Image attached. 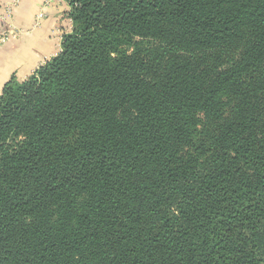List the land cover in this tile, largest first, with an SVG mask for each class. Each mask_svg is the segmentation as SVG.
<instances>
[{
  "label": "trees",
  "instance_id": "16d2710c",
  "mask_svg": "<svg viewBox=\"0 0 264 264\" xmlns=\"http://www.w3.org/2000/svg\"><path fill=\"white\" fill-rule=\"evenodd\" d=\"M63 1L0 92V264H264V0Z\"/></svg>",
  "mask_w": 264,
  "mask_h": 264
},
{
  "label": "crops",
  "instance_id": "0c3cea01",
  "mask_svg": "<svg viewBox=\"0 0 264 264\" xmlns=\"http://www.w3.org/2000/svg\"><path fill=\"white\" fill-rule=\"evenodd\" d=\"M14 1L10 23L4 24L1 15ZM67 11L63 0H0V36L14 35L0 43V92L11 77L24 80L57 56L71 29Z\"/></svg>",
  "mask_w": 264,
  "mask_h": 264
},
{
  "label": "built area",
  "instance_id": "2783aa9c",
  "mask_svg": "<svg viewBox=\"0 0 264 264\" xmlns=\"http://www.w3.org/2000/svg\"><path fill=\"white\" fill-rule=\"evenodd\" d=\"M17 3V1H14L13 3L10 4V6H8L6 8V11L1 15V21L5 24V23H10V19L12 17V9L13 6H15V4ZM41 16V15H39ZM10 36H14L12 32H10L8 35L3 34L0 36V43H4L8 37Z\"/></svg>",
  "mask_w": 264,
  "mask_h": 264
}]
</instances>
